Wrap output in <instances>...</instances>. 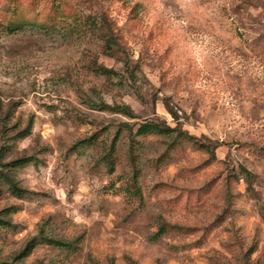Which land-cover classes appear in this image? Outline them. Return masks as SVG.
<instances>
[{
  "label": "rangeland",
  "instance_id": "obj_1",
  "mask_svg": "<svg viewBox=\"0 0 264 264\" xmlns=\"http://www.w3.org/2000/svg\"><path fill=\"white\" fill-rule=\"evenodd\" d=\"M0 264H264V0H0Z\"/></svg>",
  "mask_w": 264,
  "mask_h": 264
},
{
  "label": "trees",
  "instance_id": "obj_2",
  "mask_svg": "<svg viewBox=\"0 0 264 264\" xmlns=\"http://www.w3.org/2000/svg\"><path fill=\"white\" fill-rule=\"evenodd\" d=\"M113 45H114V39L110 38L106 42L105 49L107 51L113 50ZM97 71L102 73V74L113 73V70H110V69L105 68L103 66L98 67ZM32 125H33V120L31 119L27 128L24 131H22L21 137L27 136L31 133ZM173 130H175V129L171 128L170 126H161L159 123L153 121V122L141 123L139 126V129H138V133L139 134H147V133L170 134ZM117 139L118 138L116 137L112 143L111 152L116 145ZM106 157H107L106 161H107V165L109 167V171H113L114 170V161L112 160V153H109ZM25 161H28V160H23V162H25ZM164 230H165V227L163 225L160 228V232H163ZM49 241H55V240L53 238H50ZM37 243H38L37 238H33L32 240H30L27 243L26 247L21 251V255H27L37 245ZM63 243H65V242H63Z\"/></svg>",
  "mask_w": 264,
  "mask_h": 264
}]
</instances>
